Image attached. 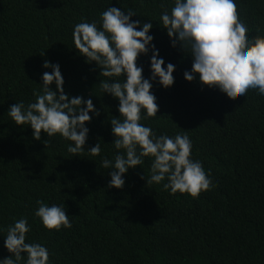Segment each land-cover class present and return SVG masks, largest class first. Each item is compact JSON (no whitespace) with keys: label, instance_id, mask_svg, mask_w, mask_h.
Returning <instances> with one entry per match:
<instances>
[{"label":"trees","instance_id":"obj_1","mask_svg":"<svg viewBox=\"0 0 264 264\" xmlns=\"http://www.w3.org/2000/svg\"><path fill=\"white\" fill-rule=\"evenodd\" d=\"M236 2L249 36H264V0ZM109 7L132 9L141 24L150 20L159 56L175 66L172 87L152 81L158 112L141 123L157 135L187 131L192 158L218 178L196 198L147 185L148 158L128 170L122 189L108 187L111 169L100 160L114 159L109 122L119 118V102L100 90L101 70L74 49L72 33ZM170 7L171 0H0V260L11 255L7 227L26 217V242L46 246L50 264H264V96L250 89L230 97L198 78L187 82L191 57L161 28ZM150 57L137 59L145 78ZM45 61L59 65L66 95L91 98L99 112L86 124L78 156L59 135L46 146V134L37 141L30 127L7 116L14 103L34 102L43 73L51 72ZM98 142L101 154L93 157L87 151ZM38 200L63 204L72 227L46 230L34 216Z\"/></svg>","mask_w":264,"mask_h":264},{"label":"clouds","instance_id":"obj_2","mask_svg":"<svg viewBox=\"0 0 264 264\" xmlns=\"http://www.w3.org/2000/svg\"><path fill=\"white\" fill-rule=\"evenodd\" d=\"M138 16L132 9L109 7L100 14L99 21L80 22L73 28L74 49L86 63L95 62L101 70L99 88L119 102V118L110 120L115 149L113 160L101 156L100 167L109 171V188L122 189L123 177L150 160L147 185H161L175 195L189 194L196 198L214 182L211 171L203 162L192 158L193 144L187 131L174 136L157 135L141 120L156 118L158 106L152 94V81L167 89L173 86L175 66L159 56L150 35L153 23L132 20ZM173 48L191 57V71L184 79H194L208 88L233 96H245L251 89L264 96V36H249L247 22L240 17L236 0H171L170 9L160 15ZM260 29H257L259 32ZM151 51V77L145 78L143 68L137 66L139 56ZM40 92L34 102L14 103L7 116L17 126L32 129L33 139L39 141L43 132L50 138L59 135L70 143L67 152L78 156L84 151L89 129L86 124L99 112L92 99L69 97L64 93V80L59 65L43 63ZM55 85V91L51 85ZM91 114V115H90ZM87 153L100 156L101 143ZM34 216L49 231L72 227L63 204L37 201ZM3 231V230H0ZM31 231L28 219L14 220L6 229L4 247L11 255L0 264H50L49 251L41 243L26 242Z\"/></svg>","mask_w":264,"mask_h":264}]
</instances>
